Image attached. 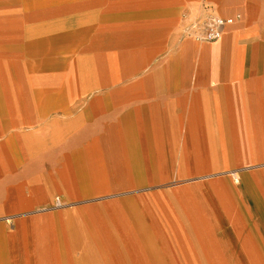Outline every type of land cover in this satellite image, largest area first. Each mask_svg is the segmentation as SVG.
I'll return each instance as SVG.
<instances>
[{"label": "crops", "instance_id": "obj_1", "mask_svg": "<svg viewBox=\"0 0 264 264\" xmlns=\"http://www.w3.org/2000/svg\"><path fill=\"white\" fill-rule=\"evenodd\" d=\"M0 264H264V0H0Z\"/></svg>", "mask_w": 264, "mask_h": 264}, {"label": "built area", "instance_id": "obj_2", "mask_svg": "<svg viewBox=\"0 0 264 264\" xmlns=\"http://www.w3.org/2000/svg\"><path fill=\"white\" fill-rule=\"evenodd\" d=\"M228 20L217 15H211L204 21L194 20L190 22L193 29L192 37L197 41L212 42L219 39L223 34V29ZM56 206L60 205L56 199Z\"/></svg>", "mask_w": 264, "mask_h": 264}]
</instances>
